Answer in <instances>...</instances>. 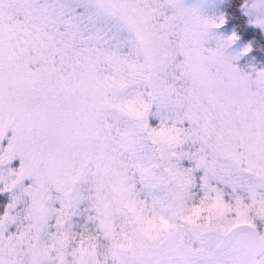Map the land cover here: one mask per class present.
Wrapping results in <instances>:
<instances>
[{
    "label": "snow or ice",
    "instance_id": "6c2138e0",
    "mask_svg": "<svg viewBox=\"0 0 264 264\" xmlns=\"http://www.w3.org/2000/svg\"><path fill=\"white\" fill-rule=\"evenodd\" d=\"M264 0H0V264H264Z\"/></svg>",
    "mask_w": 264,
    "mask_h": 264
},
{
    "label": "rangeland",
    "instance_id": "374dc122",
    "mask_svg": "<svg viewBox=\"0 0 264 264\" xmlns=\"http://www.w3.org/2000/svg\"><path fill=\"white\" fill-rule=\"evenodd\" d=\"M6 203H7V198L4 195H0V210L3 209Z\"/></svg>",
    "mask_w": 264,
    "mask_h": 264
},
{
    "label": "trees",
    "instance_id": "16d2710c",
    "mask_svg": "<svg viewBox=\"0 0 264 264\" xmlns=\"http://www.w3.org/2000/svg\"><path fill=\"white\" fill-rule=\"evenodd\" d=\"M261 59H264V57H261Z\"/></svg>",
    "mask_w": 264,
    "mask_h": 264
}]
</instances>
